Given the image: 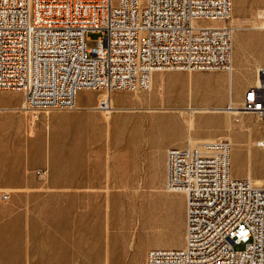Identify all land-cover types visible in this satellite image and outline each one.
I'll return each instance as SVG.
<instances>
[{
  "label": "rangeland",
  "instance_id": "1",
  "mask_svg": "<svg viewBox=\"0 0 264 264\" xmlns=\"http://www.w3.org/2000/svg\"><path fill=\"white\" fill-rule=\"evenodd\" d=\"M263 12L264 0H250L245 16L250 23L238 29L264 34V29L251 28L262 24ZM236 23L233 14L227 24L235 32ZM99 35L88 33L89 48ZM246 67L236 72L234 64V103L243 99L242 87L255 83L259 65L251 72ZM228 74L163 70L154 73L148 89H115L110 93L113 106L131 109H113L110 125L94 108L106 95L103 89L81 90L78 109H52L36 118L22 112L27 121L19 164L14 167L11 160L9 186L0 188V220L9 214L11 252L26 264H122L146 260L152 247L183 246L185 197L166 188L165 153L171 146L190 145L191 137L227 138L241 157L252 151L254 173L263 172L264 180V148L251 146L264 140L263 119L242 109L237 114L227 109L191 111L229 107ZM20 100L18 106L3 105ZM22 102V92L0 90V113L19 111ZM161 140L169 142L164 150L158 148ZM11 148L14 156L17 148ZM235 163L240 170V161ZM6 167L0 162V178ZM41 169L46 170L42 176L37 174ZM4 192L9 199L1 198ZM140 216L145 220L137 229Z\"/></svg>",
  "mask_w": 264,
  "mask_h": 264
},
{
  "label": "built area",
  "instance_id": "2",
  "mask_svg": "<svg viewBox=\"0 0 264 264\" xmlns=\"http://www.w3.org/2000/svg\"><path fill=\"white\" fill-rule=\"evenodd\" d=\"M232 11L233 0H0V90L22 92L17 109L36 118L103 89L95 108L110 115L113 90L148 89L155 72H232ZM90 31L100 33L91 48ZM256 74L238 107L264 120V64ZM231 149L223 137L167 148L166 188L185 197V243L150 248L146 264H264V180L234 177Z\"/></svg>",
  "mask_w": 264,
  "mask_h": 264
},
{
  "label": "crops",
  "instance_id": "3",
  "mask_svg": "<svg viewBox=\"0 0 264 264\" xmlns=\"http://www.w3.org/2000/svg\"><path fill=\"white\" fill-rule=\"evenodd\" d=\"M249 2L250 0H233L232 15L234 14L235 18L237 19V23H236L237 30L236 32H234L235 40L233 39V72H234V64L236 66L235 68L236 72H239L240 70L239 67L243 65L247 66L246 68H248V71L251 72L257 65L260 66L264 64V46H262V44L264 43V34L259 33V32L251 33V32L238 29L239 27H242L250 23V21L247 20L245 17L247 15ZM263 13H259V16H262ZM260 26L261 24L259 25L254 24L253 27L251 28L256 29V30L264 29V28H261ZM254 43H257L256 48H253ZM244 90H245V86L242 87V91H241L242 97L244 94ZM229 93L231 97L232 90ZM105 96H103L102 98H104ZM240 102H242V100ZM20 103H21V100L16 104H3V105L18 106L20 105ZM231 103L234 104L232 97H231ZM90 109H93V108H90ZM26 121H27L26 114L19 112V111L0 113V156H1L0 162L2 164L5 163L7 166L5 175L2 174V177L0 178V188H5L9 186L8 164H11V160L14 161V164H13L14 167H17L16 165L19 164V158H20L19 150L21 147H23L22 145L24 144L25 136H26ZM242 123L246 124L247 122L243 120ZM247 126H249L250 130L254 129V127H252V125L248 123H247ZM164 141L165 140H161V142L159 143L158 148L161 150H164V148L167 145H169V142L166 143ZM183 144L184 143H182L181 145ZM10 147L17 148V151L14 153V156L10 155V151H12V148L9 149ZM234 149L233 150L231 149V173L232 175L234 177H248L249 176V177H254V180H263L260 178L263 175V172L261 174L254 173L252 163L250 160L252 151H249L248 153L249 157H244V156L241 157V155H239ZM165 160H166V153H165ZM237 161H240V165H241L240 170H238L239 169L238 165L235 163ZM143 216H140L137 222L138 223L137 229L139 228V226L142 225L143 221L145 220ZM0 221H1L0 264H26L24 257L19 258L18 253H16L15 250L11 252L9 227H8L9 214L6 213L5 219L2 215ZM4 222L6 225L5 227H4ZM179 240H180L179 241L180 242L179 245H180L181 239ZM120 263L122 264L123 263L124 264H146V260H141L139 258H133V259H128L126 261H121Z\"/></svg>",
  "mask_w": 264,
  "mask_h": 264
},
{
  "label": "bare ground",
  "instance_id": "4",
  "mask_svg": "<svg viewBox=\"0 0 264 264\" xmlns=\"http://www.w3.org/2000/svg\"><path fill=\"white\" fill-rule=\"evenodd\" d=\"M262 16L264 17V13L262 14ZM261 28H264V22L261 24V26H260ZM230 74H228V77H227V81H228V84H229V92L231 91V81H232V75H233V70H232V72H229ZM147 97V96H146ZM105 98V97H104ZM139 98V97H138ZM143 99H144V97H143ZM145 100V99H144ZM78 101V100H77ZM232 104V103H231ZM235 104V103H234ZM234 104H232L233 106L231 107L232 109H230V107H201V108H192L191 109V111H193L194 109H203V110H212V109H214V110H225V109H227V111L228 110H230L231 112H233V113H235V114H237V113H240L241 112V110H239V108L240 107H238V105H234ZM236 104H242V102H240V103H236ZM77 109H78V107H76ZM142 108V107H141ZM148 109H156V108H153V107H147ZM163 108V107H162ZM113 109H116V110H118V111H123V110H130L131 108H126V107H114L113 106ZM165 109V108H164ZM195 111V110H194ZM106 116V118H107V120H108V123H109V125L111 124V122L112 121H110L111 120V114L110 115H108V114H106L105 115ZM192 119V118H191ZM193 120L191 121V125L190 126H193ZM201 140L202 139H199V138H194V137H191L190 138V144L191 145H195L197 142H201ZM259 141H264V140H259ZM258 141V142H259ZM255 183L256 184H262L263 183V180H255ZM177 238H179V237H177Z\"/></svg>",
  "mask_w": 264,
  "mask_h": 264
}]
</instances>
